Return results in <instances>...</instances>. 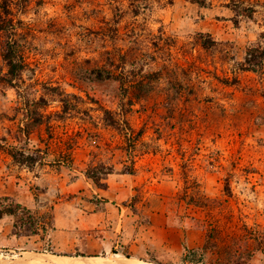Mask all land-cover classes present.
I'll list each match as a JSON object with an SVG mask.
<instances>
[{"label":"rangeland","instance_id":"374dc122","mask_svg":"<svg viewBox=\"0 0 264 264\" xmlns=\"http://www.w3.org/2000/svg\"><path fill=\"white\" fill-rule=\"evenodd\" d=\"M7 10L0 264H264V0Z\"/></svg>","mask_w":264,"mask_h":264},{"label":"bare ground","instance_id":"6f19581e","mask_svg":"<svg viewBox=\"0 0 264 264\" xmlns=\"http://www.w3.org/2000/svg\"><path fill=\"white\" fill-rule=\"evenodd\" d=\"M30 262H35L37 264H115L112 259L109 257H94L91 259H83L81 257H47V256H39V257H27L24 259L21 264H28ZM128 264H140L138 261L134 263Z\"/></svg>","mask_w":264,"mask_h":264},{"label":"crops","instance_id":"0c3cea01","mask_svg":"<svg viewBox=\"0 0 264 264\" xmlns=\"http://www.w3.org/2000/svg\"><path fill=\"white\" fill-rule=\"evenodd\" d=\"M112 183H113V186L116 188V180H114V181L112 180ZM113 200L114 199L109 200V202H107L105 205H108V204H111L112 205L113 204L112 203ZM115 206H116V204L113 205V207H115ZM93 209H94L95 212H90V213H88L89 211L88 212H85L84 210H80V212L82 214H80V216L77 215V217H79V224L80 225H77L76 227H77V229L79 231H81V233H80L81 235L84 234V235L92 236V233L93 232L91 230L93 229V227L90 224L91 223H95L98 219H101L102 216H104V210L103 209L102 210L99 209L98 211L95 208H93ZM87 239H89V238L87 237ZM86 242H83V240H82V243H84L83 247L85 246V243ZM117 246H119V243L118 242H117ZM84 255L86 257H89L90 253L85 252Z\"/></svg>","mask_w":264,"mask_h":264},{"label":"trees","instance_id":"16d2710c","mask_svg":"<svg viewBox=\"0 0 264 264\" xmlns=\"http://www.w3.org/2000/svg\"><path fill=\"white\" fill-rule=\"evenodd\" d=\"M11 2H13V0H5V2L2 4V6L0 7L1 10H2V14L1 15H7L9 14L8 12V7H9V4L11 5ZM0 15V31H5V30H8L9 28H11L12 25L9 24V22L6 24H3L5 22V20L2 19V16ZM9 45L5 47V59L7 61V64L9 66V68H13L15 67V62H14V57L11 56V51L9 50ZM7 48V49H6ZM246 62L249 63V61L247 60Z\"/></svg>","mask_w":264,"mask_h":264},{"label":"water","instance_id":"95a60500","mask_svg":"<svg viewBox=\"0 0 264 264\" xmlns=\"http://www.w3.org/2000/svg\"><path fill=\"white\" fill-rule=\"evenodd\" d=\"M39 256H51V255H48V254H36L35 257H39ZM53 256V255H52ZM56 256V255H54ZM78 257H81L83 259H91V258H94V257H86V256H78ZM24 260H22L20 263H23Z\"/></svg>","mask_w":264,"mask_h":264}]
</instances>
